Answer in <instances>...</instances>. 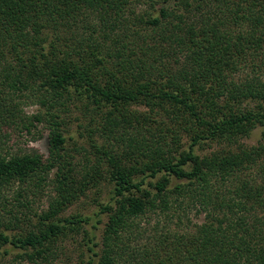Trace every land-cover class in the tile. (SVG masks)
<instances>
[{"label": "trees", "instance_id": "1", "mask_svg": "<svg viewBox=\"0 0 264 264\" xmlns=\"http://www.w3.org/2000/svg\"><path fill=\"white\" fill-rule=\"evenodd\" d=\"M241 67L252 75L234 81ZM262 74L264 0H0V201L14 185L24 207L41 188L55 193L34 224L24 217V233L1 231L21 219L12 209L0 214V257L7 246L16 259L51 263L68 232L95 229L107 214L99 251L88 238L87 264H264ZM247 101L255 105L241 109ZM70 102L90 113L85 128L94 125L102 140L90 137L97 159L82 173L61 128ZM29 106L39 110L27 116ZM162 114L174 123L163 127L171 143L141 133ZM40 125L46 156L12 147L41 134ZM259 126L255 147L203 156L193 149ZM101 181L112 196L95 214L59 216ZM192 212L202 222L192 224ZM174 224L186 227L179 233Z\"/></svg>", "mask_w": 264, "mask_h": 264}, {"label": "rangeland", "instance_id": "2", "mask_svg": "<svg viewBox=\"0 0 264 264\" xmlns=\"http://www.w3.org/2000/svg\"><path fill=\"white\" fill-rule=\"evenodd\" d=\"M144 7H147V3L141 4L137 8L143 9ZM251 70L252 69H250L249 67H241V70L239 72L232 75V79L234 81L243 80L247 75H252ZM262 77H264L263 74ZM254 105V101H247L241 102L239 107L246 110L247 108H251ZM132 107L141 112L145 111V107L142 106L133 105ZM37 110L39 109L36 106H29L24 108L27 116L35 114ZM60 114L63 119L61 128L66 137V149L68 150L69 155L71 156L75 165V173H82L87 165H91L92 163L96 162L97 158H95L94 155H91V150L89 148V139L91 137L98 143H101L102 140L101 138H99V131L95 129L94 125L91 126L90 131L85 128L87 127L90 113L85 112L81 104L78 102H70L69 104H67V106H65L64 109L61 110ZM162 118L163 119H158L157 123L152 124V127L154 129L149 130V132L142 131L141 133L147 139H163L161 142H163L165 139L167 143H171V133L168 130H165L163 127L166 126L172 128V125H174V123L170 119L166 118L164 114H162ZM182 125L183 126L181 127L182 130H180L179 132V137L182 144V149H186L191 141L190 136L184 130L185 127H188L183 123ZM39 128L41 134H39L38 132L36 133L35 130H33V135L23 136V138L19 139L17 138V141L12 144V147H14L15 149L20 148L25 151L34 149L40 154L46 156L48 152V130L46 128V125H40ZM262 131L263 128L259 126L252 130L248 137L240 138L232 143L223 140L216 142L208 140L200 141V144L194 146L193 149L197 154L203 156L209 155L215 151H238L242 148L255 147L259 143L263 142ZM118 146H120V144L114 145V148ZM121 150H123V147L121 148ZM121 150H119V154L123 155ZM87 159H89V161H87ZM41 190H39V192L35 195H28L27 201H29L30 204H28V206L26 207L22 205V203L25 202V199L17 197L18 190L16 185L5 192L6 200L0 201V214L2 216L8 217V213L12 209V211L16 212L17 217L21 219V223L18 224L16 226L17 228H15L14 230L6 231L1 229V231H4L8 235H13L15 233L21 232L24 233L30 228L32 224H34L33 218L31 217L34 215V213H40V211L46 209L49 197L55 195L54 192L52 193L53 190L50 186L44 187L43 189L41 188ZM111 192L112 185L107 181H101L99 185L91 186L89 189H87L83 195H81L75 202L70 204L59 216L61 218L70 217L76 214L91 216L98 211L100 204L104 205L110 200V197L112 196ZM24 217L25 220L31 219V222H29L31 225L27 222L23 223ZM188 219L192 224H198L202 222L203 215H198L195 212H192V214L189 215ZM97 220H99L100 222L95 224V229H93L91 225H87L83 226V228H81L78 232H68L64 237V240L59 243L60 251L57 254L55 260L50 261L51 263L48 264H87L89 262V253L87 251L88 238H90L91 236H95L96 239L92 243L93 245H96L94 249L96 251H99L100 236L102 233V229L104 228V225L107 221V214L100 215L99 217H97ZM185 227L186 225H172V229L179 233H181V231H183ZM187 227L189 229L193 228L192 225ZM92 243H90V245H92ZM2 249L3 251L4 249H6L8 253H2L3 255L0 257V264H30L27 261L14 258V256L17 255L18 251L11 250L7 246H4Z\"/></svg>", "mask_w": 264, "mask_h": 264}]
</instances>
